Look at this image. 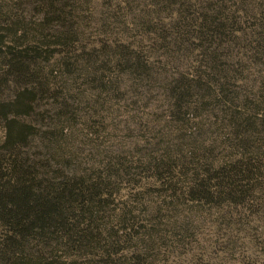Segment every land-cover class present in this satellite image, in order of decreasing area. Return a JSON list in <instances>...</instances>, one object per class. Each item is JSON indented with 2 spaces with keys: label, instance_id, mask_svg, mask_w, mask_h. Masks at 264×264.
<instances>
[{
  "label": "trees",
  "instance_id": "obj_1",
  "mask_svg": "<svg viewBox=\"0 0 264 264\" xmlns=\"http://www.w3.org/2000/svg\"><path fill=\"white\" fill-rule=\"evenodd\" d=\"M78 1L38 0L44 20L57 24L54 52L59 47L67 57L74 55L62 58L59 68L73 67L70 60L79 58L78 34L65 13ZM148 6L137 18L154 36L150 46H143L142 37L131 44L114 40L113 48L106 42L103 53L92 50L95 54L87 56L84 70L102 90L118 92L127 82L137 95L158 90L171 124L189 133L134 162L108 160L102 172L88 176L68 168L63 155L55 165L37 162L29 153L35 139L51 150L54 133L16 120L32 114L37 93L29 87L35 79L23 77L26 85L14 100L0 105L6 156L5 166L0 165V264L128 260L117 257L121 237L140 233L146 225L131 217L134 211L107 209L119 192L114 187L137 170L160 190L162 200L150 209L151 216L169 200L192 206L195 220L210 214L224 218L230 231L264 237V0H149ZM38 43L15 54L8 46L10 68L29 73L27 60L36 58ZM191 57L194 65L180 71ZM174 61L176 69L170 67ZM145 258L134 253L130 261L140 264Z\"/></svg>",
  "mask_w": 264,
  "mask_h": 264
},
{
  "label": "rangeland",
  "instance_id": "obj_2",
  "mask_svg": "<svg viewBox=\"0 0 264 264\" xmlns=\"http://www.w3.org/2000/svg\"><path fill=\"white\" fill-rule=\"evenodd\" d=\"M121 1L79 0L72 12L66 9L67 24L78 34L74 47L79 58L70 60L73 67L59 68L62 58L74 55L67 57L65 49L59 47L54 52L52 44L56 42L53 36L57 33V24L44 20L45 11L38 0H0V41H3L0 43V105L14 100L26 85L23 77L35 79V86H29L37 92L32 104L34 111L30 116L19 114L16 120L42 130H53L51 150L41 148L35 139L29 153L37 162L49 160L55 165V162L62 163L63 155L68 168L88 176L102 172L108 160L134 162L145 154L159 153L170 141L180 142L189 133L177 131L176 124H171L164 108L166 102L162 94H157L158 90L137 95L127 82L118 92L106 91L99 88L96 77L85 72L87 56L95 54L92 50L101 53L106 42L117 40L131 44L142 37L143 46H150V38L154 36L148 34L147 25L138 19L143 16L142 11H149V0ZM161 17L167 24L169 19L164 18L167 16ZM18 31L21 32L15 36ZM30 43L41 44V48L35 59L27 60L29 73L15 72L9 66L10 50L6 48L10 46L11 53L15 54ZM110 47L113 48V43ZM193 60L187 59L179 70L186 71L189 65H194ZM177 65L174 61L170 67L176 69ZM114 83L110 84L113 88ZM4 126L0 121V165L3 167ZM60 127L65 130L60 132ZM134 172L131 178L116 183L119 186L114 189L119 192L113 196L114 205L107 209H115V213L121 208L134 211L131 217L143 220L146 225L140 233L121 237L122 243L115 250L119 252L117 257L128 259L121 260L122 264H132L130 257L134 253L146 257L140 264H264V237L230 231L224 218L205 212V219L198 221L192 206L171 204L169 200L160 205L161 212L151 216L150 209L162 200L160 190L153 180L147 179V174ZM186 221L191 225H186ZM1 232L0 225V241ZM144 234L147 236L142 237ZM147 237L153 238L149 241Z\"/></svg>",
  "mask_w": 264,
  "mask_h": 264
}]
</instances>
